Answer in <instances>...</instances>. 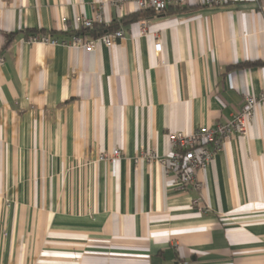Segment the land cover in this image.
I'll return each instance as SVG.
<instances>
[{"label":"crops","instance_id":"0c3cea01","mask_svg":"<svg viewBox=\"0 0 264 264\" xmlns=\"http://www.w3.org/2000/svg\"><path fill=\"white\" fill-rule=\"evenodd\" d=\"M138 12L0 0V264H264V102L198 173L200 190L142 157L264 91V0L124 21ZM98 14L125 38L70 46ZM43 34L58 43L30 40Z\"/></svg>","mask_w":264,"mask_h":264},{"label":"built area","instance_id":"2783aa9c","mask_svg":"<svg viewBox=\"0 0 264 264\" xmlns=\"http://www.w3.org/2000/svg\"><path fill=\"white\" fill-rule=\"evenodd\" d=\"M116 6H120L126 1H133L139 10H153L157 13H166L172 7H189V6H220L231 1L237 0H111ZM67 18H63L65 24ZM96 21H101V14H98L96 19L80 18L77 22L76 31L85 28H93ZM142 32H145V27L142 26ZM125 38L123 29L114 31H106L104 34L89 38L88 34L74 35L70 43L72 47L85 48L91 51L96 42H102L107 47H112L118 41ZM31 41H46L58 43V40L51 38L48 35H34L30 38ZM67 44V43H66ZM69 44V43H68ZM157 53L162 51V43L157 39L155 43ZM260 102H264V91L259 96L247 95L243 107L229 121L219 123L216 127L201 126L191 133L182 131L173 132L169 135L171 149L169 153L160 157L154 150L146 149L142 151V157L149 162L159 161L165 168L166 173H173L176 180V187L181 190L194 188L202 189L203 183L198 178V173L205 171L213 161L215 155L220 151L225 143V140L239 133L244 135L248 127L249 121L253 118L255 110ZM121 155L120 149L113 151L112 159ZM106 156L101 155V159ZM196 204L200 205V209L207 210V207L202 203V198L196 200Z\"/></svg>","mask_w":264,"mask_h":264},{"label":"trees","instance_id":"16d2710c","mask_svg":"<svg viewBox=\"0 0 264 264\" xmlns=\"http://www.w3.org/2000/svg\"><path fill=\"white\" fill-rule=\"evenodd\" d=\"M193 7H197V6L172 7V8L169 9V12H172V11L181 12V11H185V10L191 9ZM142 12H145V13H142ZM154 12L155 11H153V10H148V11L140 10V12H138L136 14L126 16L124 18V21L125 22H128V23L129 22H133V21H137L143 15L150 16ZM117 27L118 26L114 25V26H110V27L105 28L104 26H102L100 24H94L93 28H91V29H89V28L81 29L80 31H76L74 34H76V35H85V34H88V35L92 36L93 38H95V37H98V36L104 34L105 30L106 31H114V30L117 29ZM52 34L54 36L55 33L52 32Z\"/></svg>","mask_w":264,"mask_h":264}]
</instances>
